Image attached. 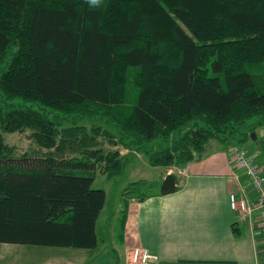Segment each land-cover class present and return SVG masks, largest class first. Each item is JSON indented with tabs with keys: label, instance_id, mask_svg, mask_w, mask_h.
Here are the masks:
<instances>
[{
	"label": "trees",
	"instance_id": "trees-1",
	"mask_svg": "<svg viewBox=\"0 0 264 264\" xmlns=\"http://www.w3.org/2000/svg\"><path fill=\"white\" fill-rule=\"evenodd\" d=\"M263 124L264 0H0V127L33 142L16 155L0 135V242L96 249L92 182L120 172L119 147L181 166ZM132 184L139 201L179 178Z\"/></svg>",
	"mask_w": 264,
	"mask_h": 264
},
{
	"label": "crops",
	"instance_id": "crops-1",
	"mask_svg": "<svg viewBox=\"0 0 264 264\" xmlns=\"http://www.w3.org/2000/svg\"><path fill=\"white\" fill-rule=\"evenodd\" d=\"M255 132L259 150L252 153L254 157L249 154L264 170V124ZM164 168L161 179L167 173L176 174L179 189L125 201L119 247L114 253L106 249L109 255L100 259L108 258L107 263L114 264L118 249L123 247L125 255L130 248L140 246L154 253L159 264H264V241L257 215L242 219L229 205L230 193L254 202L256 191L244 170L236 165L228 144L211 139L199 159ZM101 243L98 237L96 249ZM96 249H38L36 252L41 253L36 264H93Z\"/></svg>",
	"mask_w": 264,
	"mask_h": 264
},
{
	"label": "rangeland",
	"instance_id": "rangeland-1",
	"mask_svg": "<svg viewBox=\"0 0 264 264\" xmlns=\"http://www.w3.org/2000/svg\"><path fill=\"white\" fill-rule=\"evenodd\" d=\"M256 71V69H254ZM129 81L127 84V97L129 99L133 98L135 94V87L132 84V75L129 76ZM36 106V105H35ZM37 107V106H36ZM256 118H252L248 121L253 122ZM76 123L85 125H101L108 129L112 134L117 133V128L101 121L99 119L86 120L80 119ZM63 125L70 124L69 121H63ZM250 125V124H249ZM249 126L244 128L246 132V137L240 143L243 144L249 153L254 157L252 153L257 152L259 149L256 147L257 140L251 136V131L248 132ZM28 130L24 132H5L0 127V135L4 138V141L15 147V154L30 151L33 147L32 140L27 138ZM256 133V132H255ZM98 139L102 141L103 147H108V141L99 136ZM118 148L119 146L116 145ZM43 150H45L43 148ZM120 153L124 156V163L120 172L107 176L105 173L97 170L95 178L92 182L93 188H100L105 191L106 198L104 206L98 216L96 223V233L100 239H102L101 245L94 250L93 264H108L107 259H100L101 256L109 255L110 249L112 253L117 251L119 247V237L122 233V224L124 221V216H126L125 201H129L132 197H127L130 192V188L133 186L134 181L141 182L147 181L150 183L146 187L147 192L157 191L159 188V182L161 181V176L164 171V166H151L145 155L141 153L129 152L127 149L119 147ZM262 153V152H261ZM134 199V197H133ZM140 247V246H134ZM56 246H39V245H26V244H15V243H3L0 242V264H25L28 262L35 264L38 262V257H40L41 252H36L38 249H58ZM144 248V247H141ZM106 249H109L107 251ZM40 251V250H39ZM118 256H114V264H126L125 255L123 247L118 249ZM154 254V253H153Z\"/></svg>",
	"mask_w": 264,
	"mask_h": 264
},
{
	"label": "built area",
	"instance_id": "built-area-1",
	"mask_svg": "<svg viewBox=\"0 0 264 264\" xmlns=\"http://www.w3.org/2000/svg\"><path fill=\"white\" fill-rule=\"evenodd\" d=\"M231 151L236 163L242 167L248 175L252 186L254 187L257 198L255 202L245 199H238L233 193L229 195L230 207L237 210L243 217L251 216L257 211L259 227L264 238V176L252 159L248 156L245 148L237 145L231 146ZM126 264H158L157 256L147 248L133 247L126 255Z\"/></svg>",
	"mask_w": 264,
	"mask_h": 264
},
{
	"label": "clouds",
	"instance_id": "clouds-1",
	"mask_svg": "<svg viewBox=\"0 0 264 264\" xmlns=\"http://www.w3.org/2000/svg\"><path fill=\"white\" fill-rule=\"evenodd\" d=\"M85 2L92 8H99L102 5V0H85Z\"/></svg>",
	"mask_w": 264,
	"mask_h": 264
},
{
	"label": "water",
	"instance_id": "water-1",
	"mask_svg": "<svg viewBox=\"0 0 264 264\" xmlns=\"http://www.w3.org/2000/svg\"><path fill=\"white\" fill-rule=\"evenodd\" d=\"M251 136H253V138L255 139V133L254 132L251 133Z\"/></svg>",
	"mask_w": 264,
	"mask_h": 264
}]
</instances>
